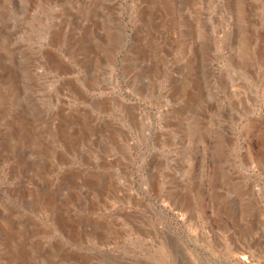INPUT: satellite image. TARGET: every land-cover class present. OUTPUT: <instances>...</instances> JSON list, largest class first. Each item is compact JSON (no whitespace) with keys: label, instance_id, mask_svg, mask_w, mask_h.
I'll return each instance as SVG.
<instances>
[{"label":"rangeland","instance_id":"1","mask_svg":"<svg viewBox=\"0 0 264 264\" xmlns=\"http://www.w3.org/2000/svg\"><path fill=\"white\" fill-rule=\"evenodd\" d=\"M0 264H264V0H0Z\"/></svg>","mask_w":264,"mask_h":264}]
</instances>
